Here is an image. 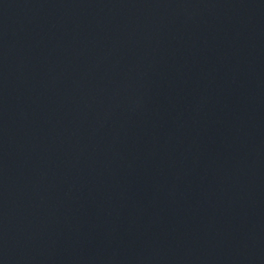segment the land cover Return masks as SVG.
Here are the masks:
<instances>
[{"label":"water","instance_id":"water-1","mask_svg":"<svg viewBox=\"0 0 264 264\" xmlns=\"http://www.w3.org/2000/svg\"><path fill=\"white\" fill-rule=\"evenodd\" d=\"M0 264H264V0H0Z\"/></svg>","mask_w":264,"mask_h":264}]
</instances>
